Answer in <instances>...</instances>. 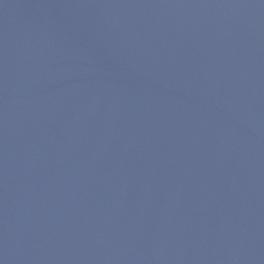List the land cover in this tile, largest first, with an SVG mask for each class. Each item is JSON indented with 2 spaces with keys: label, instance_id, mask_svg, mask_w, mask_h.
I'll use <instances>...</instances> for the list:
<instances>
[{
  "label": "water",
  "instance_id": "water-1",
  "mask_svg": "<svg viewBox=\"0 0 264 264\" xmlns=\"http://www.w3.org/2000/svg\"><path fill=\"white\" fill-rule=\"evenodd\" d=\"M0 264H264V0H0Z\"/></svg>",
  "mask_w": 264,
  "mask_h": 264
}]
</instances>
